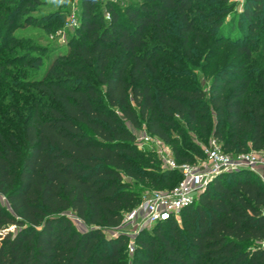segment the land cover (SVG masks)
Returning <instances> with one entry per match:
<instances>
[{
	"label": "trees",
	"instance_id": "1",
	"mask_svg": "<svg viewBox=\"0 0 264 264\" xmlns=\"http://www.w3.org/2000/svg\"><path fill=\"white\" fill-rule=\"evenodd\" d=\"M227 1L80 0L67 52L47 60L20 119L0 131V264H264V183L250 170L217 176L179 223L140 234L130 259L128 238L112 235L140 184L180 180L147 170L132 130L144 127L177 164L204 159L184 148L182 125L232 156L264 150V0L226 22ZM34 2L0 0V54L34 50L11 34ZM204 60L217 64L206 91L185 82Z\"/></svg>",
	"mask_w": 264,
	"mask_h": 264
},
{
	"label": "rangeland",
	"instance_id": "2",
	"mask_svg": "<svg viewBox=\"0 0 264 264\" xmlns=\"http://www.w3.org/2000/svg\"><path fill=\"white\" fill-rule=\"evenodd\" d=\"M34 1L33 8L29 13L20 17L16 21L15 27L11 29L12 37L17 39L18 42H27L29 47L34 50L25 49V51L22 52L23 54H21V51H17L14 55L7 50L6 52L2 51L0 54V131L5 130L2 125L9 122L10 119L11 121H18L20 119L21 112L30 97V91L29 88H27V84L36 80L38 81L41 78L47 65V60L51 62L57 56H61L67 52L69 48L68 42L75 36L76 29L79 27L80 0ZM106 1L112 2L119 8H123L132 0H101V7ZM244 1L245 0L227 1L231 11L226 15V22L231 19L230 14H237L242 10ZM102 12L105 14L104 10ZM71 16L76 18V24L74 26L66 27L67 19ZM27 18L29 19L28 21L30 24L24 25L25 19ZM262 21L264 22V15L262 16ZM263 27L264 25H262V28ZM7 46L8 44H6V48ZM25 55L41 58L43 66L39 69H34L31 66L18 63L17 61L23 59ZM255 55L258 56V58H261L262 53L260 52L259 47ZM162 64L171 67V64L169 63L164 62ZM215 64L214 61L204 60L202 62L203 68L201 67L200 71H195L196 81L185 80V82L192 86L200 87L206 91L213 73L210 72L206 66L217 68V64ZM13 124L14 123L12 122V126ZM181 128L186 133L188 139V144L184 147L187 152L193 155H198L200 153V155L205 158L211 137L207 135H199L193 130H187L183 125ZM211 128L212 126L209 131H211ZM132 132L135 135V145L137 146V149L140 150V152H143L141 158L149 162L147 170H150L152 174H157L162 171V162L160 157L155 153V146L150 141L145 142L143 140L145 136H149L146 133L145 128L141 127L139 130H132ZM166 147L170 151V148L167 145ZM262 152L264 153V150H262ZM203 160L204 159L198 160L197 163H200ZM138 189L143 190V193L140 194L142 196L146 192L164 191L165 186L154 188L140 184ZM0 203L3 206H6L3 197H0ZM67 215L75 225L76 229L82 231L83 226L81 223L73 216H70L69 214ZM139 236L140 235H138V237ZM134 246L135 241L128 238L126 253L129 259L132 257L133 253L130 251V248L132 247L134 249Z\"/></svg>",
	"mask_w": 264,
	"mask_h": 264
},
{
	"label": "built area",
	"instance_id": "3",
	"mask_svg": "<svg viewBox=\"0 0 264 264\" xmlns=\"http://www.w3.org/2000/svg\"><path fill=\"white\" fill-rule=\"evenodd\" d=\"M76 21L73 16L69 17L66 27L74 26ZM143 140L150 141L155 146V153L161 159L163 170L178 172L180 180L169 190L144 193L138 204L122 215L120 225L112 232L113 236L121 234L135 241L138 235L150 231L159 223L169 220L179 223L180 213L192 206L206 186L219 175L243 170L257 172L258 169L264 173V154L249 152L232 156L224 153L213 139L209 142L204 160L196 164H177L160 140L151 136H145ZM259 178L264 183V177ZM260 247L264 250V242ZM130 251L133 252L132 247Z\"/></svg>",
	"mask_w": 264,
	"mask_h": 264
},
{
	"label": "crops",
	"instance_id": "4",
	"mask_svg": "<svg viewBox=\"0 0 264 264\" xmlns=\"http://www.w3.org/2000/svg\"><path fill=\"white\" fill-rule=\"evenodd\" d=\"M257 153H262V154H264L262 151L261 152H257ZM255 174L259 177V176H262V177H264V173H263V171H261V169H258L257 170V172H255Z\"/></svg>",
	"mask_w": 264,
	"mask_h": 264
}]
</instances>
